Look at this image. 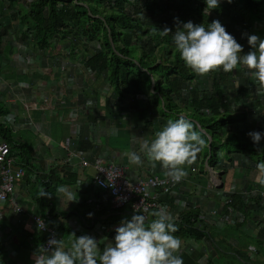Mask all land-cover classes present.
Instances as JSON below:
<instances>
[{
  "label": "trees",
  "instance_id": "1",
  "mask_svg": "<svg viewBox=\"0 0 264 264\" xmlns=\"http://www.w3.org/2000/svg\"><path fill=\"white\" fill-rule=\"evenodd\" d=\"M0 1H5L9 7L19 5V0ZM130 1L137 0H31L24 6L19 5L18 8L12 10L5 23L3 25L0 23V28L2 27L5 33L11 21L15 23L18 19L19 38L25 40L32 47L44 51H49V47H52L56 39L68 40L74 35L81 36L83 47H85L84 52L88 55L84 61L85 67L98 76L103 75L104 79L107 78L106 83L109 84V88L116 98L132 96L141 109L138 112L140 116H146L154 104L150 99L144 104L139 100V97L145 95V85L148 84L149 89H152V93L157 97L156 99L163 104L161 109L163 114L169 115L173 120L178 119L180 114H184L204 130L206 141H208L207 136L211 137L209 151L206 147L204 148L201 165L206 160L208 166H213L217 161L218 149L228 155L240 152L251 158L255 164L264 162V150L258 151L248 135L249 132H252L251 127L239 125V121L247 122V116H245L247 113L242 111L236 116L229 107L226 83L231 73L223 75L219 72L213 75L210 94L199 82L190 88V83L195 78L194 72L185 65L180 58L179 51L175 48L172 33H175L177 28L176 18L183 23L191 21L197 25L204 24L205 15H201V12L204 8L206 9V3L203 0H145L144 5L127 10L126 5ZM157 8L161 11H169V14L164 17L155 16L154 11ZM211 11L218 17L227 32L232 35L235 32V25L244 20L250 23V26L254 21H264V0H232L231 3L228 0H220L219 7ZM165 27L170 28L171 33L161 36L159 30L162 31ZM235 38L240 43L238 35H235ZM94 39L101 41L100 49L97 52L87 48V42ZM135 50L138 51L139 56L138 60L133 61ZM154 74H157V80L151 81L149 75ZM247 84H249L248 80ZM187 87L188 91H185ZM248 89L249 86H245V90ZM183 91L186 92L187 99L182 95ZM6 113H8V109L0 102V140L6 142L11 151L17 153L27 171L34 158L31 141H22L23 139L15 137L12 127L4 120ZM161 119H163L162 114ZM224 125L228 126V129H224L223 133H226L223 136ZM257 128L260 129V126ZM263 138L260 142L262 149H264ZM228 159L230 160V158ZM74 179L69 178L71 182ZM51 181V177H48L43 183V188L49 187ZM259 187L263 188L260 184ZM75 202L79 203L78 200ZM229 206L243 216L242 222H235L229 227L251 229L253 241L249 240L248 235H244L243 245L255 246V252L251 251L254 257L232 248H230V252L218 251L215 248L216 242L212 240L214 228L200 229L198 232L193 226L186 223L191 216L196 219L197 210L195 209L180 212V221L175 222L178 231L174 235L183 242L188 239L194 241L207 239L212 246L211 251H213V253L209 252L207 256V264H214L212 261L220 254L232 257L234 264H260L261 260L258 256L259 254L264 256V229L259 224L261 225L264 219L255 220L256 215H259L263 210L257 208L260 206L259 200L252 199V203L249 205L244 203V200L239 196L233 195ZM256 209L259 210L258 214H256L258 211L254 212ZM120 210L109 209L112 211L111 213L105 212L108 213L107 219L104 220V226L101 229L105 237L112 240H114L116 228H111L109 225L123 220L120 215L113 216L112 213L117 214ZM250 210L253 212L248 214L251 212ZM153 211L156 209L150 210V212ZM184 214L187 217L183 221ZM151 218L149 217V219ZM49 222L59 230L60 234L72 235V237L73 233L77 237L87 235L86 231L56 225L52 219ZM42 234H39L40 237L35 246L45 238V235ZM232 238L234 240V235ZM3 248L4 246L0 245V262L5 255ZM183 256L186 255L183 254ZM7 263L14 264L12 260Z\"/></svg>",
  "mask_w": 264,
  "mask_h": 264
},
{
  "label": "crops",
  "instance_id": "2",
  "mask_svg": "<svg viewBox=\"0 0 264 264\" xmlns=\"http://www.w3.org/2000/svg\"><path fill=\"white\" fill-rule=\"evenodd\" d=\"M98 42V49L93 51H99L101 41ZM27 45L29 50L33 49L34 51H40L46 58L42 61L37 60V64L35 60H32V62H28L26 66H22L18 60H14L17 56L16 53L20 51L18 46H8L6 44L2 46V54H0V102L8 109V113L4 115V120L12 127L15 137L23 139L22 141H31L34 155L31 167L27 169L22 181V184L28 186V190L25 194L17 192V199L20 200L25 210L38 211L47 217L48 221L52 219V222L56 225L68 227L66 225L67 220L74 219L77 227L76 230L86 231V233L90 230L93 231L95 237L99 238L102 243L99 247L104 248L114 241L108 237H104L101 231V227L104 226V220L107 219L108 213L105 212L111 213L112 211L87 201L85 196L87 191L86 180L93 174V170L91 168H82L75 160H70L67 164H63L64 162L62 161L66 159L64 149L66 145H68L67 143L70 144L71 149L79 151V153L88 154L93 152L98 155L95 149H99L101 152L106 153L109 159L124 167L125 174L129 179H133L142 174H157L162 176L164 170L161 165L157 163L155 167H152L144 153L140 152V145L144 140L151 142L155 138V133L161 130L162 127L167 124L168 120L173 119L169 115V117H164L165 114H163V112V119L159 118L158 121L160 123V128H158L156 123L151 121L150 125H152V131H150V128L146 126L145 123L147 115L140 116V114H138L136 119L131 118L129 121H123L120 118L122 113L119 111L111 115L114 108L109 102L112 99L111 96L110 98L107 96L109 92H111L109 84L106 83L107 78L104 79L103 75H96L97 77L91 81V76H86L88 80L85 82L82 81V83H87L86 86H88L84 92L81 90V83H79V86L75 84V88L71 87L74 91H70L68 90L69 80H74L76 77L81 80L80 76L70 74L73 71V69H70L72 66H69L68 70V66L66 65H60V63L54 64L55 62L52 63V60L56 58L52 52L54 48L53 44L52 47H49V51L35 49V47L33 48L30 44ZM80 70L78 69L79 72ZM29 76H31V79H34V83L31 82V79L29 80ZM38 84H42L43 87L38 86ZM80 90L82 92H80ZM186 91H188V87ZM145 94H147V92ZM49 97L52 102L51 104L46 103V99L49 100ZM156 98L155 94L151 98L154 104L153 108H156L158 105V107L162 109L163 104ZM24 102L31 104L32 107L27 112L22 108ZM40 105L45 106L42 107ZM233 105H235V103H233ZM74 106L84 108L82 114L78 111L73 117L77 124L72 123L70 117L71 112L75 111V109L72 108ZM243 112L247 113L245 110H243ZM245 116H247V114H245ZM9 117L11 119H9ZM104 119L107 120L106 127H104L102 122ZM247 123L248 124L242 122L241 126L251 127L250 129L252 131H264V127L261 125L260 129H258V124H254L251 121H247ZM224 128L223 126L222 133ZM199 129L201 128L199 127ZM210 138V136H207V150ZM131 151H135L141 155L143 160L141 166L129 162L128 153ZM220 151L221 149H218V153ZM233 153L234 154L231 153L228 155L223 151V156L226 157L227 160L225 159V161H222L218 169H223V165L225 168V175L228 169L234 170V168H236L237 170H234V179L238 183L243 181L244 184L249 183L251 187L255 185L259 186V183L256 182L257 173L251 174L247 168H244L245 161H247L243 159L245 155L240 152ZM203 155L204 150L198 154L197 161L200 168L205 165L204 161L201 165ZM228 158H230V160ZM248 160L253 162L251 158ZM217 162L218 161H216L213 166L216 167ZM48 177H51L52 181L49 187H45L46 189H44L43 183L46 182ZM69 178L75 179L71 182ZM195 179V188H191V183V185H189L190 190H193L194 193L198 190L200 191L199 195H201L204 190L205 177H195ZM230 183L227 185H230ZM60 185L68 186L69 190L76 194L75 198L78 202L82 204L76 203L75 201L68 203L67 198L63 196H61V200L57 196L61 194L56 193V189ZM19 188L20 184L17 183L15 190L18 191ZM41 189L52 193L51 198L39 197ZM187 195L182 196L181 200L190 202L191 200L187 199ZM197 197L198 196H193L194 203H196L197 200L199 201ZM208 199L209 198L201 199V206H203ZM159 201L166 206V209L170 213H180L178 211L179 207L175 206L174 203L176 199H173L172 195H164ZM102 212L103 214H101ZM252 212L253 211L248 214ZM254 212L258 214L259 210L256 209ZM89 213L93 215L89 217ZM112 214L113 216L120 215L122 219H129V215L126 213L125 209L120 210L117 214ZM229 226L230 225H225L222 229L214 228L212 240L217 244V246L214 247L221 252H230V248H232L242 251L245 255L254 257L251 251L252 248L256 250L255 246L247 247V245H243L244 235H248L249 240L253 241L251 229L244 227L230 228ZM98 227L100 233L98 232ZM221 232H223L222 235ZM233 235L234 240L232 238ZM39 237L40 235L35 228L26 224L17 223L15 218L12 220L10 215L3 216L0 220V240L3 244L0 243V245L2 247L4 246L3 250L5 255H3L0 264H9L7 263L9 260H12L14 264H34L32 255L38 248V245L35 246V243ZM61 238H63L66 245L73 239L72 235L63 234H61ZM230 239L234 241V244L228 243ZM205 244L210 247L208 253H213V251H211L212 246L207 239H205ZM196 250L197 251H194L192 255H190L191 257L180 254L183 260H185L184 264H204L203 261H199L202 257L200 256L199 250ZM258 257L261 262H264L263 254H259Z\"/></svg>",
  "mask_w": 264,
  "mask_h": 264
},
{
  "label": "clouds",
  "instance_id": "3",
  "mask_svg": "<svg viewBox=\"0 0 264 264\" xmlns=\"http://www.w3.org/2000/svg\"><path fill=\"white\" fill-rule=\"evenodd\" d=\"M205 3L204 14H209L219 7L220 0H205ZM176 23V31L172 33L175 48L194 73L205 77L221 70L231 73L244 66L251 73L257 93L264 94V40L257 35L246 34L251 50L244 54L243 46L219 20L212 21L207 28L191 21L180 22L178 18ZM159 33L167 36L171 29L165 27ZM248 135L258 151L264 150L260 147L264 133L252 131ZM205 147L207 141L203 130L180 114L178 119L168 120L151 142L144 140L140 152L152 167L160 164L165 176L178 183L187 177L186 168L196 163L198 154ZM128 159L131 164H143L141 155L135 151L128 153ZM256 168L257 182L264 186V162L258 163ZM56 193L61 194H56L60 199L61 196L66 197L68 203L77 200L68 186H58ZM51 195L44 189L39 192V197L51 198ZM92 215L89 213V217ZM45 227V224L41 227L38 221V230L43 231ZM177 231L175 218L166 208L153 212L144 208L143 212L136 211L131 219H123L115 229L114 241L102 250L97 239L89 235L77 237L73 233L74 239L66 245L63 238L57 239L53 234L46 245L38 246L32 259L34 264H184L179 254L182 241L174 235Z\"/></svg>",
  "mask_w": 264,
  "mask_h": 264
},
{
  "label": "built area",
  "instance_id": "4",
  "mask_svg": "<svg viewBox=\"0 0 264 264\" xmlns=\"http://www.w3.org/2000/svg\"><path fill=\"white\" fill-rule=\"evenodd\" d=\"M162 16L164 17L165 15ZM239 24L240 23L235 25V32L234 34H232L234 37L235 35H238V41L239 34L236 33V28ZM242 33L243 30L241 32V35ZM24 46L25 47L22 48L21 53L29 52L27 51L28 49H26V46L28 45L24 43ZM27 58L30 60L29 57ZM72 66L75 65L73 64ZM83 67L84 69H87L84 63ZM87 71V73L85 71L84 73L87 74V77L91 76V81L97 77V74L95 72H92L90 69H88ZM28 78L30 80L31 76H29ZM82 78L83 76L80 77V79ZM31 82L34 83V79H31ZM72 83L73 82L68 84V90L70 91H74L71 88ZM38 86L43 87L42 84H38ZM81 90L80 92H82ZM183 92L182 95L186 97V92ZM207 93L210 94L211 91H207ZM107 96L108 98H110V96L112 98L111 101H109L114 108L111 115L115 114L116 111H119L120 113H122L120 115L121 118L127 108L119 107L120 104L118 103H120V101H122L124 98H116L112 91L109 92ZM46 103H52L50 97L49 100L46 99ZM40 106L43 107L45 105ZM232 106L235 107V105L233 104ZM22 108L27 112L32 107L31 104H27L24 102L22 104ZM72 108L75 109V111L71 112V122L77 124L73 117L78 111L82 114V110L84 108H79L76 106ZM204 110L207 111V109L205 108ZM102 122L104 127H106L107 120L104 119V121ZM67 144L68 145H66V148L64 149L66 159L62 161L64 162L63 164H67L70 160H75L82 168H91L93 170V174L90 175V177H88L86 180L87 191L85 193V196L87 198V201L105 209H125L126 213L129 215V219H131V217L136 214V211L143 212L144 208H147L149 212L152 209L159 210L160 208H166V206L159 201L160 198L164 195H172V198L176 199L174 203L175 206L179 207V212H184L190 209L197 210L196 219L192 218L193 216H191V219L189 218V221L186 223H189V225L193 226V228H195L198 232L200 231V229L207 230L211 227L220 229L225 225H232L235 222H242L243 216L240 214V212H237L231 206H229V203L232 201L233 195L239 196L242 200H244V203H247L249 205L252 203V199H258L260 202V206H258L257 208L263 210L259 215H256L255 220L258 221L264 219V186H262L263 188L256 185L254 187H251V185L248 187L249 183L244 184L243 181L239 183L236 181V187L233 185V183H230V185H225L223 176H220V178L216 177L213 171L215 166H208L206 160L202 171L207 172L208 170L211 172V175L206 179L205 186L203 187L204 190L202 191L201 195H199L200 191L197 190L194 193L193 190H190V186L188 188L186 187L187 184L191 185L192 183L191 188H195L194 179L189 178L191 174H194L196 173V171H198V169L196 170V168L193 166L190 168V170L187 169V177L178 183L172 182L165 176V174H163L162 176H159L157 174H142L133 179H129L125 174L124 167L121 164L115 163L113 160L109 159L108 155L104 152H101L99 149H95L98 155L94 154L93 152L83 154L79 153V151L71 149L70 144ZM196 163L199 164L198 161H196ZM256 165L257 164H255L254 162L247 160L245 161L244 168H247L250 173L253 174L257 173ZM228 166L230 165L228 164ZM224 169L225 168L223 167V170ZM25 174L26 168L24 164L19 160L17 153L11 151L9 145L6 142L0 140V220L3 216L10 215L12 220L15 218V221L17 223L26 224L31 226L32 228H35L39 234L43 233L45 235V238L42 240V242L39 243L38 246L43 244L46 245L48 239L53 234L57 239L61 238V234L57 228L53 227L50 224V222L47 220L48 218L45 217L42 213L38 211L25 210L21 205L20 200L17 199V192L25 194L28 190V186L22 184ZM195 177H199V174ZM186 181H189V183H186ZM17 183L20 184V188L18 191L15 190V186ZM187 194L192 196V198L193 196H198L197 198L199 199V201L197 200L196 203H194L193 199L190 202L181 200V197ZM203 198L209 199L205 201L203 206H201L200 200ZM213 198H215L216 201H214ZM220 208H224L225 212H222L223 214L218 215L217 212ZM144 214L147 215V213ZM171 214L175 218V222L180 221V213L178 214L171 212ZM186 217L187 215L184 214L182 220H186ZM38 221L40 222L41 227H43L44 224L46 225L43 231L38 230ZM66 225L73 230L77 229L74 219L67 220ZM109 226L111 228H117L120 226V221L111 223ZM259 226L264 229V222L261 223V225L259 224ZM98 232L100 233L99 227ZM87 235L97 239L99 246L102 245L99 238L95 237L93 231H88ZM230 240H228V243L232 244ZM184 249L188 253L187 248L183 247L179 254L183 255ZM252 252H255L253 248ZM208 255L209 253H207L204 259L206 263H204L203 258L200 259V261H203L204 264H207ZM260 264H264V262H261Z\"/></svg>",
  "mask_w": 264,
  "mask_h": 264
},
{
  "label": "rangeland",
  "instance_id": "5",
  "mask_svg": "<svg viewBox=\"0 0 264 264\" xmlns=\"http://www.w3.org/2000/svg\"><path fill=\"white\" fill-rule=\"evenodd\" d=\"M28 1L29 0H19V5L24 6L25 3ZM65 1H73V0H65ZM203 2H205V0H203ZM145 3H146L145 0L130 1L127 3L126 8H127V10L130 8V10H131V8H134L135 6L138 7V5L140 7L141 5H144ZM19 5L9 7L6 5L5 1H3V2L0 1V23L2 25L5 23L6 18H8V14H10L12 12V10H15L16 8H18ZM204 10H205V8L202 10L201 15H205L204 16V26L207 28L208 24H210L214 20H218V17L212 11H210L209 14H207V13L204 14ZM168 14H169V11H167V12L161 11L158 8L155 9V11H154V15L159 16V17H163L162 15L167 16ZM245 22H247V21H245V20L242 21L236 28V33L239 34V41L241 42V45L243 46L244 54H246L248 51L251 50L250 46L248 44L247 35H257L262 40L264 38V21H256V22L254 21V23L251 24V26H250V23H248V22L245 23ZM201 24H203V23H201ZM19 29H20V25H18V19L15 21V23H14V21H11V24L7 28L5 33L3 32V28L2 27L0 28V54H2V51H1L2 46H5V44H6L8 46H18L20 51L16 53L17 56L14 60L15 61L18 60L20 62V65H22V66H26V64L30 61L32 62V60H35L36 64H37V60L38 61L44 60L46 57L42 54V52L34 51L33 49L29 50L27 46H26V49H28L27 51H29V52L21 53L22 48L25 47L24 43H26V41L19 38ZM242 30H243V33L241 35ZM98 44H99L98 40H96V39L90 40L87 42V47L91 48L92 50H97ZM53 46H54V48L52 49V52L56 56V58L52 60V63L55 62L54 64L60 63V65H66V66H68V70H69V66H72L74 64L75 66L70 67V69H73L72 73H70V74L78 75L80 77L83 76L84 78H82L81 80H79L78 77H76L75 79L73 78L74 80L71 79V81H73L71 87L73 88L75 86V84H77L79 86V83H81V87H82V90L84 92L88 86H86L87 83H82V81L85 82L88 80V78L86 77L87 76L86 73L88 72L87 71L88 69H85L86 73H84L83 63L88 58V55L84 52L85 47H83V44H82V37L81 36L76 37L74 35V36L69 37L68 40L56 39L53 43ZM73 47H75V48L73 49ZM138 56H139V53L137 50H135V53L133 56V61L138 60ZM27 57H29L31 60H29ZM47 59H49V58H47ZM78 69L79 70L81 69L83 71L80 70V72H79ZM219 72L222 73L223 75H227L222 70ZM216 73H218V72H213V73H211L205 77L198 76L195 73V78L191 81L190 86L194 85L196 82H199L200 84H202L203 87H205V89L207 91L210 92L211 79H212V76L215 75ZM149 76L151 78V81L157 80V74L149 75ZM247 80L249 81V84H247ZM71 81L69 80V83H71ZM245 86H249V89L245 90ZM145 90H146L147 94L139 97V100H141V102L144 104L149 99L152 100L151 98L154 95L152 93V89H149L148 84L145 85ZM183 93H185V91ZM226 93H227V97H228L229 107L231 108V112L234 115H237L238 113H240L239 111L245 110V111H247V117H248L247 121H251L254 124H258V126L261 125L264 127V94H258L257 93L256 84L252 79L251 73L249 72V70L246 67L240 66L238 69L233 70V72H231V75H229L227 78ZM186 99H187V97H186ZM233 103H235V107L232 106ZM69 104H71V103H69ZM118 104H120L119 107H126L127 108L125 110V113L121 116V119L123 121H127V120L129 121L131 118L136 119V117L139 114L138 113L139 110H141V109H139L135 99L130 95H127L126 97H124V99L122 101H120V103H118ZM161 114H162V110L158 107V105L156 108L154 107V108H152V110L147 112L145 123H146V126H148L150 128V131H152V125H150L151 121L156 123L158 128H160L159 127L160 123L158 121H159V118H161ZM164 117H169V116L165 115ZM239 122H240L239 125L241 126L243 121H239ZM245 124H248V123L245 122ZM224 127H225L224 129H226V128L228 129V126L224 125ZM225 133H224V135H225ZM232 154H234V153H232ZM244 157L247 158V159L243 158L244 160L249 159V157H247V156H244ZM225 159L227 160V158L223 156V150H221L217 154V161L218 162H217V165L215 167L216 169L215 168L213 169L214 175L216 177H219V178H220V176H223V181H224L225 185L229 184L231 181L234 180L232 183L236 187L237 182L234 179V176H235L234 170H237V169L236 168H234V170L228 169L226 171L225 175H224L223 169H221V170L218 169L220 166V163L222 161H225ZM226 164L228 165V163H226ZM192 166L195 167L196 170L198 169V171H196V173H194V174H191L189 176V178L196 180L195 176L199 174V178L205 177V182H206V179L211 175V172L208 170H207V172L206 171L203 172L197 163H195ZM191 167L186 168V171H187V169L190 170ZM222 167H224V166L222 165ZM200 173H201V175H200ZM186 183H189V181H186ZM204 186H205V183H204ZM186 187L188 188L189 185ZM220 187H221V185H220ZM187 199L192 200L193 198H192V196L187 195ZM213 200L216 201L215 198H213ZM222 212H225L224 208H220L219 211L217 212V214L221 215V214H223ZM211 226H213V225H211ZM211 228H213V227H211ZM181 241H182L181 250L183 249V247H186L188 250V253L185 249L183 250V253L186 255V257L192 255V253L194 251H197L196 249H198L200 256L203 258V261H204L205 256L207 255L209 248H210L209 246H206L204 239L203 240L199 239V240H195V241L188 239L185 242H183V240H181ZM230 242L232 244H234V241L232 239L230 240ZM183 261H185V260H183ZM199 261H200V259H199ZM212 262L214 264H234L232 257H227V256L222 255V254H220L219 257L214 259V261H212ZM212 262H210V263H212ZM204 263H206V262L204 261Z\"/></svg>",
  "mask_w": 264,
  "mask_h": 264
}]
</instances>
